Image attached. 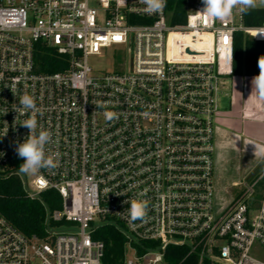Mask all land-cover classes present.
<instances>
[{"label":"built area","instance_id":"obj_1","mask_svg":"<svg viewBox=\"0 0 264 264\" xmlns=\"http://www.w3.org/2000/svg\"><path fill=\"white\" fill-rule=\"evenodd\" d=\"M186 1L185 22L173 23L170 0L154 14L142 0H0V180L18 176L30 199L61 197L43 238L0 213V264H103L105 245L93 235L107 223L125 237L124 264H171L166 256L178 250L176 264H264V184L254 197L264 167L233 183L241 188L226 203L216 173L234 37L264 41V25L246 26L239 8L224 21L190 20L203 4ZM38 43L67 56V67L38 72ZM108 51L110 69L95 71L89 58ZM25 93L58 161L30 181L14 150L28 135L19 123L30 113L13 110ZM260 120L264 159V99ZM135 199L148 201V213L130 222L125 201Z\"/></svg>","mask_w":264,"mask_h":264},{"label":"trees","instance_id":"obj_2","mask_svg":"<svg viewBox=\"0 0 264 264\" xmlns=\"http://www.w3.org/2000/svg\"><path fill=\"white\" fill-rule=\"evenodd\" d=\"M169 5L174 10L172 22L184 23L187 1L170 0ZM243 22L249 27L264 25V7L243 13ZM261 56H264V41H257L243 32H237L234 37L233 72L230 78L259 75L258 61ZM35 63L38 72L52 73L64 70L68 58L59 55L54 48L38 43L35 47ZM60 208L61 197L55 190L43 192L40 199H30L18 176L0 180V213L27 236L45 237L48 212ZM93 236L105 245L103 264H124L126 240L117 226L112 223L102 225ZM177 252L178 255L174 256L167 254L166 259L171 264L179 261L181 256L179 250L175 251ZM185 264H195V258L189 259Z\"/></svg>","mask_w":264,"mask_h":264},{"label":"rangeland","instance_id":"obj_3","mask_svg":"<svg viewBox=\"0 0 264 264\" xmlns=\"http://www.w3.org/2000/svg\"><path fill=\"white\" fill-rule=\"evenodd\" d=\"M258 7H264L260 0H257L255 8ZM111 59L110 51H108L104 56L90 57L89 63L95 71L103 72L110 69ZM252 80L253 78L244 80V87H242L241 92L238 88L236 94L241 101H237L232 96V80L229 77L227 79L228 85L224 87V92L227 94H221L219 99V107L222 112L230 109L231 97L232 108L235 110H231V113L222 116L218 126V129L222 127L221 133L218 129L216 132L218 199L225 203L229 202L232 196L237 195L241 188V185L236 186L233 183H243L256 178L264 167L261 151L263 126L260 120L263 99L260 98ZM248 81L249 86L253 89L248 87V90L245 87L248 86ZM237 83L240 84V82ZM26 176L28 181L33 177V175ZM263 184L264 180H261L255 187L254 197L257 199L262 195ZM128 257H132L131 252Z\"/></svg>","mask_w":264,"mask_h":264},{"label":"clouds","instance_id":"obj_4","mask_svg":"<svg viewBox=\"0 0 264 264\" xmlns=\"http://www.w3.org/2000/svg\"><path fill=\"white\" fill-rule=\"evenodd\" d=\"M145 4V12L148 14H154L161 12L167 4V0H142ZM260 3L264 4V0H260ZM202 10L196 11L195 16L189 17L190 20L204 19L208 21L219 20L224 21L230 18L235 8H239L241 13H246L257 6V0H202ZM259 75L255 76L252 80V84L255 86L261 99H264V56H261L258 61ZM14 95L15 92L12 90ZM19 105L14 106L18 115H27L28 118L24 119L19 125L28 129V135L25 137L22 143H17L15 152L19 158L24 162L19 166V171L25 175H33L39 173L41 168H55L58 165V161L53 155L46 154V145L52 141V133L47 130L38 131L37 115L40 110L36 105L35 99L30 94H23L19 97ZM96 108H105V102H96ZM8 111H5L6 114ZM17 115V116H18ZM107 120H113L117 118V113L112 111H106L104 113ZM17 120V117H16ZM14 122V126L16 123ZM8 130V129H7ZM7 133V131H6ZM6 133L4 135H6ZM257 150V146L255 145ZM256 154V151H255ZM46 181L41 178L40 186L43 188L46 186ZM123 195V194H116ZM130 206L127 209L130 222L137 220H144L148 213V201L135 199L131 201H125Z\"/></svg>","mask_w":264,"mask_h":264},{"label":"crops","instance_id":"obj_5","mask_svg":"<svg viewBox=\"0 0 264 264\" xmlns=\"http://www.w3.org/2000/svg\"><path fill=\"white\" fill-rule=\"evenodd\" d=\"M250 78H254V77H240V79H238L236 82H234V86H232V96H233V98L234 99H236L237 101H241V100H239L240 98L238 97V95L236 94V92H237V90H238V88H239V90H240V92L243 90V88L242 87H244L243 85H244V80L246 79H250ZM237 82H240V84L239 83H237ZM231 85H232V82H231ZM235 85H236V87H235ZM238 85V86H237ZM245 87H247V89H248V87L249 88H252V87H250L249 86V81H248V86H245ZM253 89V88H252ZM249 90V89H248ZM250 91H252L251 89H250ZM241 97V96H240ZM233 101H232V97H231V107H230V109L228 110V111H224L223 112V115L222 116H224V115H226L227 113H231V110L232 111H235L233 108H232V106H233ZM246 104V103H245ZM222 118V117H221ZM221 129H222V127H220V129H218L219 130V133H221Z\"/></svg>","mask_w":264,"mask_h":264}]
</instances>
